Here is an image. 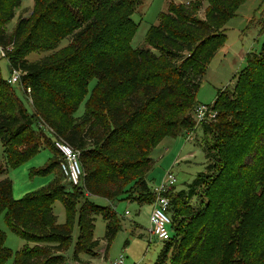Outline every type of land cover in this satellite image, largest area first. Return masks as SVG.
<instances>
[{"label":"trees","instance_id":"trees-1","mask_svg":"<svg viewBox=\"0 0 264 264\" xmlns=\"http://www.w3.org/2000/svg\"><path fill=\"white\" fill-rule=\"evenodd\" d=\"M185 1L190 4L170 3L148 30L145 45L136 48L132 15L142 0H34L40 11L34 24L27 31L29 18L21 17L14 32L7 26L22 0H0V46L16 45L7 52L8 67L21 72L26 91L31 88L32 106L29 110L0 71V139L7 159L0 163V215L32 243L16 252L14 264H65L77 205L75 256L81 250L98 255L96 214L107 221V252L120 221L111 206L91 198L153 203L152 151L165 137L192 134L197 126L204 133L206 170L168 194L172 237L154 264L169 256L171 264H264V43L259 53L247 54L234 87L218 93L212 103L216 119L198 123L194 110L207 64L225 41V23L246 0H207L205 18L198 13L202 3ZM93 31L86 43L67 52ZM68 36L73 43L57 50ZM47 51L52 53L28 59L32 52ZM58 139L80 152L81 185L59 183L58 171L64 174ZM44 145L53 157L36 173L54 172L55 178L43 191L16 200L8 165L22 164ZM208 187L209 202L193 220L182 222L179 203L198 199ZM57 199L65 205L63 223L53 212ZM5 241L0 230V264L12 256Z\"/></svg>","mask_w":264,"mask_h":264},{"label":"rangeland","instance_id":"rangeland-1","mask_svg":"<svg viewBox=\"0 0 264 264\" xmlns=\"http://www.w3.org/2000/svg\"><path fill=\"white\" fill-rule=\"evenodd\" d=\"M170 3L178 5L180 3L190 4L185 0H142L132 15L134 21L138 24L137 31L133 37L132 45L142 47L145 45L148 30L152 25H157L160 21V15L169 11ZM196 3H202L199 16L205 18V12L208 8L207 0H192L191 6ZM40 11L35 10L34 0H22V4L15 11V17L8 24L7 31L14 32L21 17L29 18L28 29L34 24ZM264 20V0H246L237 10L236 15L225 23L226 38L223 44L216 50L215 54L209 59L207 72L204 76L201 87L197 93V99L201 104H212L218 93L223 89L232 88L236 84L237 75L247 66V54L250 52L259 53L264 43V33L261 31V21ZM97 29L96 31H98ZM95 31L85 35L72 44L70 53L75 50L80 43H86ZM72 37H66L61 41L57 50L68 46L72 42ZM73 43V42H72ZM6 51L11 54L16 48L14 43L8 44ZM54 52V51H53ZM47 52H32L28 55L30 61L38 60L44 57ZM8 58L1 55L0 49V71L5 80H9L12 73L8 67ZM97 84L96 79L90 83V93ZM17 95L23 100L29 110L32 109L30 93L22 84H12ZM90 93L80 105L77 115L85 112L87 99ZM204 133L201 126H197L192 134H180L175 137H165L159 145L152 151L154 166L149 172L150 184L154 187L158 185L169 171L175 175L177 182L175 190L180 191L186 188L187 183L192 182L199 172L206 170V157L203 150ZM53 157L52 148L44 145L40 151L32 158L14 167L8 165V176L13 183V196L16 200L23 199L39 191H43L50 185L55 178V173L46 174L36 173L37 170L44 168ZM251 160V157L247 161ZM0 163L7 164L4 153V146L0 139ZM250 178V177H249ZM58 181L60 184L69 187L68 180L58 171ZM202 189L201 196L190 202L183 201L179 203L181 220L187 223L193 220L194 215L205 207L210 198V191ZM69 196H74V190L71 189ZM68 192V191H67ZM97 204L102 206H111L116 212V217L120 221L121 228L111 241L108 251V243L105 239L107 230V221L101 214L95 215L94 237L99 241L96 249L98 255L87 253L85 250L78 252L75 256V248L79 239L78 209L74 215L73 240L67 251L64 252L65 264H112V261L118 259L121 255L125 256L126 264H154L160 255L164 242L156 237L150 238V216L153 209V203L129 200L110 201L102 197L91 198ZM129 212L128 214L126 212ZM53 212L58 217V222L66 221V209L64 203L57 199L53 204ZM190 222V221H189ZM0 230L6 235L5 246L12 251V256L6 264H14L17 251L25 248L29 243L20 235L15 233L6 222L5 213L0 215ZM107 253V254H106ZM104 256H107L106 258ZM164 264H171V257H167Z\"/></svg>","mask_w":264,"mask_h":264},{"label":"built area","instance_id":"built-area-1","mask_svg":"<svg viewBox=\"0 0 264 264\" xmlns=\"http://www.w3.org/2000/svg\"><path fill=\"white\" fill-rule=\"evenodd\" d=\"M1 55H7V48L0 46ZM10 84H22L21 72L14 69L12 76L8 80ZM30 93L31 88H27ZM194 116L198 123L204 122L207 119L215 120L217 111L213 108L212 104H198L194 110ZM55 146L61 156L60 166L65 178L74 186L81 185L83 182V169L80 162V152L68 145L62 140H55ZM177 179L172 171H169L164 179L156 186L153 187V192L156 194L153 201V209L150 216V238L156 237L157 239L165 242L172 237V218L170 216L169 208L171 200L169 193L175 188ZM129 213L128 211L126 212ZM112 264H126L125 256L121 255L118 259L112 261Z\"/></svg>","mask_w":264,"mask_h":264}]
</instances>
